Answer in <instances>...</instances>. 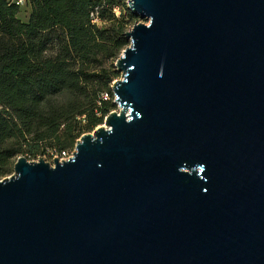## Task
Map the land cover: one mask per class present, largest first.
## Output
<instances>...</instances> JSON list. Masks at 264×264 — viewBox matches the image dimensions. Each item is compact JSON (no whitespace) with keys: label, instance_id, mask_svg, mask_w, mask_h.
<instances>
[{"label":"water","instance_id":"obj_1","mask_svg":"<svg viewBox=\"0 0 264 264\" xmlns=\"http://www.w3.org/2000/svg\"><path fill=\"white\" fill-rule=\"evenodd\" d=\"M111 110L0 179V264H264V0H126Z\"/></svg>","mask_w":264,"mask_h":264},{"label":"trees","instance_id":"obj_2","mask_svg":"<svg viewBox=\"0 0 264 264\" xmlns=\"http://www.w3.org/2000/svg\"><path fill=\"white\" fill-rule=\"evenodd\" d=\"M137 18L126 0H0V179L18 156L69 153L102 123Z\"/></svg>","mask_w":264,"mask_h":264},{"label":"rangeland","instance_id":"obj_3","mask_svg":"<svg viewBox=\"0 0 264 264\" xmlns=\"http://www.w3.org/2000/svg\"><path fill=\"white\" fill-rule=\"evenodd\" d=\"M20 18H25V16H24V14L21 12L20 13ZM136 22H144V23H148V21L146 20V19H144V18H137V21ZM121 77V74L119 73V75H118V77L117 78H120ZM111 101H112V103H114V95H113V93L111 92ZM115 104V106H114V108L112 109V110H118V105L116 104V103H114ZM104 120V119H103ZM102 123H103V121H102ZM102 123H100V124H102ZM100 124H98V125H100ZM91 131H93V130H91ZM91 131H88V132H91ZM73 150H74V146H73ZM73 150H71V152L73 151ZM42 153H43V151H41L40 149H37L36 150V157H33V156H30V155H28V160H37L38 158H42ZM44 157V156H43ZM45 161H47V162H49V163H51V164H53V160H54V157H49V156H45V158H43ZM12 172H13V170H12ZM11 172V173H12ZM10 173V174H11ZM9 174V175H10Z\"/></svg>","mask_w":264,"mask_h":264},{"label":"built area","instance_id":"obj_4","mask_svg":"<svg viewBox=\"0 0 264 264\" xmlns=\"http://www.w3.org/2000/svg\"><path fill=\"white\" fill-rule=\"evenodd\" d=\"M15 2H16V4H23L24 0H15ZM114 11H115L116 14L119 13L118 8H114ZM91 16L93 18V21H97V18L95 17L94 13H92ZM71 154H72V152H69V153L62 152L60 155L53 154L52 157H57L59 160H63V159L69 158L71 156Z\"/></svg>","mask_w":264,"mask_h":264},{"label":"crops","instance_id":"obj_5","mask_svg":"<svg viewBox=\"0 0 264 264\" xmlns=\"http://www.w3.org/2000/svg\"><path fill=\"white\" fill-rule=\"evenodd\" d=\"M12 1H15V0H12ZM25 11H26L25 13L27 14L28 13V8L27 7H25Z\"/></svg>","mask_w":264,"mask_h":264}]
</instances>
